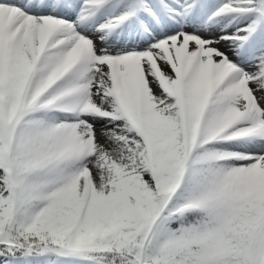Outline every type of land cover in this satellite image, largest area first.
<instances>
[{"label": "snow or ice", "instance_id": "snow-or-ice-1", "mask_svg": "<svg viewBox=\"0 0 264 264\" xmlns=\"http://www.w3.org/2000/svg\"><path fill=\"white\" fill-rule=\"evenodd\" d=\"M0 264H264V0H0Z\"/></svg>", "mask_w": 264, "mask_h": 264}]
</instances>
